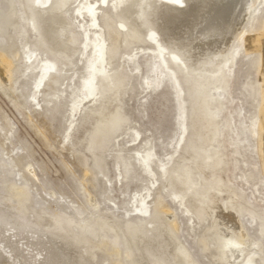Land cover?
Here are the masks:
<instances>
[{
  "label": "rangeland",
  "instance_id": "rangeland-1",
  "mask_svg": "<svg viewBox=\"0 0 264 264\" xmlns=\"http://www.w3.org/2000/svg\"><path fill=\"white\" fill-rule=\"evenodd\" d=\"M22 1L14 0L19 13ZM209 1L171 12L166 2L184 1L144 0L138 39L115 14L120 0H71L64 13L76 44L63 64L32 45L39 28L22 14L20 67L0 87V264H141L123 232L144 237L141 261L157 252L173 264L168 229L195 264H241L246 252L232 262L229 247L221 250L241 228L260 245L254 263L264 264V0L234 34L223 80L208 90L210 125L197 133L181 75L196 72L166 39L174 48L189 41ZM7 7L0 0V12ZM6 45L0 35V53ZM190 153L208 156L203 170ZM174 164L179 193L166 175ZM186 194L198 197L194 209ZM231 204L237 225L225 218ZM94 218L116 230L117 243L111 231H88Z\"/></svg>",
  "mask_w": 264,
  "mask_h": 264
},
{
  "label": "bare ground",
  "instance_id": "bare-ground-1",
  "mask_svg": "<svg viewBox=\"0 0 264 264\" xmlns=\"http://www.w3.org/2000/svg\"><path fill=\"white\" fill-rule=\"evenodd\" d=\"M6 1L8 3L7 10L5 12H0V35H3L7 38L5 51L0 53V87H6L11 84V81L13 82L15 79L14 71L16 68L19 69L20 67L19 61L21 59V51L19 50L17 38L20 36L22 30L20 27L22 14L24 15L26 22H33L34 29L37 30V27L39 28V30H37L38 38L33 43L31 42L32 45L49 53L52 56V59L57 63L63 64L66 58H62L61 55L69 57L74 52V46L76 44L75 34L71 31L69 26L70 22L64 13L66 6L71 2V0H49L46 5L39 4L38 0H24L21 2L23 11L22 13H19L17 10L14 0ZM183 1V5L179 7L172 3L166 2L168 11H183L184 7L186 6V2L190 0ZM256 2L257 0H210L208 2L207 9L201 13L198 22L193 29V34L190 35H194V38L189 39V36V41L183 40L185 44L180 41L176 42L175 48L173 47V42L175 41L173 39H169L168 37V39H166L168 47L172 51L180 54L181 59L185 62L186 69L189 70V68H192V70L196 72L191 77L188 76V71H181V75L183 76L184 82L186 84L188 95L192 100H194L192 116L196 117L197 120L192 124L191 129L197 133H200L199 131H201L202 126L210 125L211 120L208 104L210 97L208 95V90L214 85V83L216 84L222 82L224 77V73L222 71V62L225 58L230 59L232 57L230 50L231 41L234 37V34L239 30L243 22L249 16ZM118 4V6H114L116 8L115 14L121 19L123 26H127L128 31L131 32L133 36H137L138 39L142 38V35L144 34V22L143 20L141 21V18L136 16V12L142 8L144 5V0H120ZM35 5L39 6L36 7ZM24 33L26 34V32ZM123 43L124 39L122 38L119 40L121 47H123ZM181 43L186 45V47L181 46ZM194 46L198 47V50L194 49ZM190 47H192V49ZM215 47H217V50L213 51ZM197 53L198 56L196 55ZM262 53V72L264 75V47L262 48ZM261 129L264 131V121L262 123ZM208 140L209 139L205 137V141H202V144H206ZM192 156L194 157L193 162L195 165H197L200 170H203L202 160L208 158V156L202 157L200 154L190 153L189 157L192 158ZM215 164L217 167L220 166L219 163ZM185 173L189 174L191 172L187 170ZM174 174L176 175V164L170 167L166 175L170 179V182L171 180L173 181L176 193L184 191V186ZM21 192L20 193L22 195H27L24 190H21ZM232 196V203L234 204L236 203L238 197H236L237 195L235 196V193ZM197 199L198 197L193 194L185 195L186 205L188 207L193 206V209L198 205ZM23 204V201H21L19 209L24 211V207L26 208V206L23 207ZM211 204L214 206L215 201H213ZM236 208H238V204L237 206H233L231 204V208H227V214L225 215V218L231 221L233 220L237 225L239 220L237 221L235 218V212L233 211L236 210ZM25 212L27 213V211ZM10 216L13 217L14 215L12 216L11 214L9 217ZM16 216L15 217L18 219L20 215L16 214ZM57 220V223H62V219L57 218ZM88 226L90 227L88 231H91L93 234H95L97 230H99L98 232L104 231V233L111 231L110 233L114 237L113 241L117 243L116 238L118 237V233L116 230H111L107 221L94 218L91 224ZM78 227L82 231L86 230V226L84 224H79ZM225 230L226 229H224V231ZM123 234L125 236V242L127 243L126 246L129 248L128 251L132 252L133 255L130 254L132 255V258L134 256L133 260L140 261L141 264H163V259L156 255L157 252L151 254V256L154 257L152 262H148L151 260L141 261V258L146 256L145 244L141 245L143 243L144 237H141L140 240L139 238H135L127 233L123 232ZM167 235L169 237V244L173 248V258H171V262L173 264H195L193 260H191V256L188 254V251L184 248V246H181L179 243H176L173 240L172 233L169 231V229L167 230L166 237ZM246 236V233L241 228L238 236L235 238L228 236L221 241L222 252L225 250V247H229L228 249L232 251V262L235 259H240L242 254L246 252L241 264H255V255H257L258 251L260 250V245L256 241H245ZM146 241H148V238ZM245 247L246 249H244ZM147 248L149 247L147 246ZM89 252L91 251H88V253ZM129 258H131V256Z\"/></svg>",
  "mask_w": 264,
  "mask_h": 264
}]
</instances>
